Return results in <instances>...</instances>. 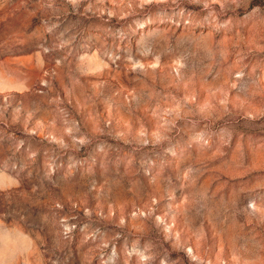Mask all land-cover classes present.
Returning a JSON list of instances; mask_svg holds the SVG:
<instances>
[{"label": "rangeland", "instance_id": "1", "mask_svg": "<svg viewBox=\"0 0 264 264\" xmlns=\"http://www.w3.org/2000/svg\"><path fill=\"white\" fill-rule=\"evenodd\" d=\"M0 264H264V0H0Z\"/></svg>", "mask_w": 264, "mask_h": 264}]
</instances>
